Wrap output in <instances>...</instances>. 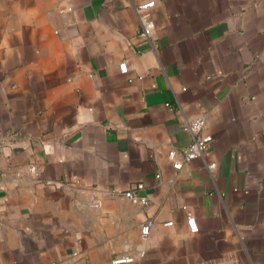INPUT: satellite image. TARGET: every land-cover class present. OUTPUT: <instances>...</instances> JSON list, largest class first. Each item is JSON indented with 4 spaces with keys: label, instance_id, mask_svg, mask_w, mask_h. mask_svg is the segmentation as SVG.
Returning a JSON list of instances; mask_svg holds the SVG:
<instances>
[{
    "label": "crops",
    "instance_id": "1",
    "mask_svg": "<svg viewBox=\"0 0 264 264\" xmlns=\"http://www.w3.org/2000/svg\"><path fill=\"white\" fill-rule=\"evenodd\" d=\"M142 1L0 0V264H264V0Z\"/></svg>",
    "mask_w": 264,
    "mask_h": 264
},
{
    "label": "built area",
    "instance_id": "2",
    "mask_svg": "<svg viewBox=\"0 0 264 264\" xmlns=\"http://www.w3.org/2000/svg\"><path fill=\"white\" fill-rule=\"evenodd\" d=\"M154 8H155L154 0H144L140 2L136 7L142 25L140 30V35L148 40L152 39L154 30L156 28L155 20L152 17V10ZM120 69L123 73H127L128 72L127 63L122 62L120 64ZM205 126H206V119L204 117H197L191 120H187L184 123L183 127L185 130H187L190 133L192 139L188 147L185 149L182 159H176L175 149L170 150L169 158L172 160L173 167L175 169H181L183 167L184 161H189L205 153L208 144L213 140V136L211 134L204 133ZM216 166L217 163L215 162L208 164V168L210 169H215ZM30 170L34 174L38 173V167L36 165H31ZM141 188H143V184L138 183L136 184L135 187H133V189L127 190L124 193V195L133 202H140L143 204H147L148 198L145 196H139L136 193V189H141ZM168 224H172V222H168ZM188 225L193 233L199 231V225L192 214L188 216ZM150 229H151L150 222H147L142 226V234L144 237H146L149 234ZM133 259L134 258L132 256L120 257L118 259H115L114 263L118 264V263L131 262L133 261Z\"/></svg>",
    "mask_w": 264,
    "mask_h": 264
}]
</instances>
